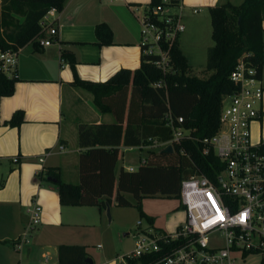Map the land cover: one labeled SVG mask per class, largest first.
I'll return each instance as SVG.
<instances>
[{"label": "trees", "instance_id": "1", "mask_svg": "<svg viewBox=\"0 0 264 264\" xmlns=\"http://www.w3.org/2000/svg\"><path fill=\"white\" fill-rule=\"evenodd\" d=\"M64 0H0V49H16L40 35L38 20L50 8H62ZM159 0H150L149 4ZM212 44L206 50V76L190 73L185 55L177 40L171 46L172 70L162 73L151 62L152 55H141L134 68L120 67L102 81L79 78L73 69L74 58L68 55L73 71L71 84L80 86L92 95L100 112H110L111 121L80 122L77 125V144L83 147L78 153V180L63 181L57 169L47 168L42 174L56 187L60 204H88L107 206L112 201L119 206L131 202L133 197L138 215L140 199L145 195H178L180 180L191 173H202L216 182L221 162L209 150L202 152V137L211 136L218 127L222 96L236 86L228 74L240 59L247 60L259 72L264 66V40L262 20L264 0L224 1L207 7ZM97 44L111 42L112 32L105 22L94 25ZM34 43V42H33ZM162 79L165 87H153L151 82ZM15 75L0 73V95L13 90ZM181 116V126L190 129L196 139H182L172 143L170 151L148 149L144 162L133 170L120 165V145L135 146L144 142L164 141L170 129L163 115ZM22 110L15 109L6 119L9 125H18ZM180 149L182 151H180ZM43 176V175H41ZM148 222L152 217L146 216ZM82 244L59 243L56 247V264H92ZM154 254L136 257L132 264H150ZM92 261V260H91Z\"/></svg>", "mask_w": 264, "mask_h": 264}, {"label": "crops", "instance_id": "2", "mask_svg": "<svg viewBox=\"0 0 264 264\" xmlns=\"http://www.w3.org/2000/svg\"><path fill=\"white\" fill-rule=\"evenodd\" d=\"M88 1L91 0L63 1L57 19L52 24L56 32L51 36L54 40L50 44L40 45L34 38L30 48L24 50L23 45L18 48L11 68V72L15 74L13 90L8 95H0V247L5 246V240H10L11 246L16 248L14 243L27 221V210L32 201L36 200L41 205L40 222L33 230L31 244L25 245V242L16 251L23 247L22 255L28 260L34 258L40 264H46L50 256L43 250V242L55 237H48V232L68 224L64 217L73 219L70 214L75 211L67 209L63 213L62 206L67 204L59 203L55 185L42 173L47 168H54L61 177L70 171L71 178L62 180L77 182L78 153L84 149L77 144V125L80 122L112 120L110 112H100L96 108L90 92L71 84L73 71L68 55L74 58L75 74L81 79L94 81L106 79L120 67H136L141 56L137 44L138 33L129 30V23L122 26L119 32L121 36H116L110 21L101 19L99 22H105L111 29V42H95L94 25L97 18L85 14V4ZM121 1L125 6L123 10H127V14L131 16L130 6L147 5L150 0ZM224 1L226 0H182L181 20L183 22V17L191 12V7L195 4L207 8ZM227 1L233 3L232 0ZM131 21L133 22L132 19ZM263 23L264 19L262 26ZM44 36H47L46 32ZM178 40L179 37L177 45L182 51ZM182 53L186 55L183 51ZM259 76L263 86L259 105L261 116L258 121L252 122L258 124L259 132L256 134L252 130L251 140L260 141L264 148V66L260 69ZM15 109L22 110V120L18 125H9L5 121ZM66 117L69 121L64 123ZM58 145L62 148H58ZM136 146L120 145V156L125 149ZM45 150L49 153L43 157L42 162H38V155ZM12 155L17 156L16 162L11 161ZM148 223L152 225L153 218ZM96 246L100 247L99 243ZM115 261L113 259L106 264H116Z\"/></svg>", "mask_w": 264, "mask_h": 264}, {"label": "built area", "instance_id": "3", "mask_svg": "<svg viewBox=\"0 0 264 264\" xmlns=\"http://www.w3.org/2000/svg\"><path fill=\"white\" fill-rule=\"evenodd\" d=\"M181 8L182 0L130 6L139 24L140 54L152 55L151 62L162 73L172 70L171 46L184 28ZM198 10L197 6L191 7L193 13ZM58 11L50 7L38 20V44L48 45L54 40L51 36L56 30L52 24ZM18 48L0 49V73L6 77L15 75L11 68ZM228 77L236 88L222 96L219 125L211 136L199 139L202 152L211 150L221 162L216 182L202 173L183 177L178 189L185 214L182 222L171 231H162L151 225L141 227L137 220L133 247L118 255L116 264H132L136 257L147 254L156 258L150 264H237L249 252L264 251V148L260 141L251 140L250 129L251 123L261 116L263 86L257 68L247 60L237 61ZM151 85L165 87V82L158 79ZM163 118L170 137L158 141L162 147L170 144L172 148V143L182 139H196L190 129L181 126V116L173 117L167 110ZM48 153L45 150L38 155V162ZM10 159L16 162L18 158L12 155ZM139 162L143 163L144 158ZM134 168L125 166L127 170ZM27 212V221L14 243L17 249L28 241L40 222V203L33 200Z\"/></svg>", "mask_w": 264, "mask_h": 264}, {"label": "rangeland", "instance_id": "4", "mask_svg": "<svg viewBox=\"0 0 264 264\" xmlns=\"http://www.w3.org/2000/svg\"><path fill=\"white\" fill-rule=\"evenodd\" d=\"M240 1L232 0L233 3ZM121 3H123L121 0H91L85 4L87 5V9L84 12H86V15L97 18L96 22H99L101 19H108L116 36H121L119 32L122 26H126L128 23L129 30L132 29L138 33V21L133 18L131 12V16H129L127 10H123L125 6L123 7ZM194 6L200 8L195 13L187 12L183 17L185 28L183 32L178 34V44L186 54L185 57L190 67V73L203 77L211 72V70L205 69V58L206 50L213 41L210 37V22L207 8L200 4H195ZM262 38L264 40V26H262ZM33 42L30 40L22 48L24 50L30 48ZM68 121L69 118L66 117L64 123ZM252 130L256 134L259 132L257 123L251 124ZM261 130H263V126ZM160 147L161 145L158 141H149L144 142L142 145L125 149L122 155L119 156L116 169L120 165H132L136 167L139 159L146 155L148 149L156 150ZM70 176V171H67L61 176V179H70ZM124 196L131 204L119 206L112 201L107 205L108 216L106 214V206H100L99 208L96 205L88 204L62 206L63 213L67 209L75 210L70 214V217L73 219H65L64 217V220H68V224L62 226V228H54L48 232V237H51V235H55V237L49 239L47 242H43L45 244L43 250H46L50 255L46 264H56V247L60 242L82 244L87 256L92 260V264H106L107 261L116 260L118 255L132 249L133 232L136 229L137 220L140 221L141 227L150 226V223L146 219V216H149L153 218L151 225L153 229L170 231L181 223L185 217L178 195L154 194L142 196L139 205L143 214L140 216L138 215L136 205L132 204V195L125 192ZM33 232H31V235H33ZM31 242L30 236L25 245H30ZM4 243L5 246L0 247V264H40L36 263L34 258L30 260L26 259L22 255L23 247L20 251H16V248L11 246L10 240H5ZM96 243H99L100 247H97ZM237 264H264V251L249 252L242 259H238Z\"/></svg>", "mask_w": 264, "mask_h": 264}, {"label": "water", "instance_id": "5", "mask_svg": "<svg viewBox=\"0 0 264 264\" xmlns=\"http://www.w3.org/2000/svg\"><path fill=\"white\" fill-rule=\"evenodd\" d=\"M172 148H171V145L170 144H166L164 147H162V150L163 151H170ZM49 179V177H48ZM53 179V178H52ZM51 179V180H52ZM106 214L107 216L109 215L108 213V207L106 206ZM85 260L88 262V263H92L91 259L89 257H86Z\"/></svg>", "mask_w": 264, "mask_h": 264}]
</instances>
